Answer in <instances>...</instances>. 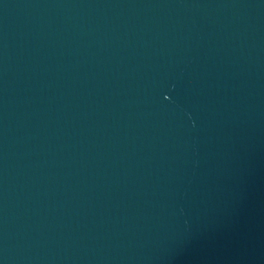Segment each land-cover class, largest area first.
Masks as SVG:
<instances>
[{
    "label": "water",
    "instance_id": "obj_1",
    "mask_svg": "<svg viewBox=\"0 0 264 264\" xmlns=\"http://www.w3.org/2000/svg\"><path fill=\"white\" fill-rule=\"evenodd\" d=\"M0 264H264V0H0Z\"/></svg>",
    "mask_w": 264,
    "mask_h": 264
}]
</instances>
